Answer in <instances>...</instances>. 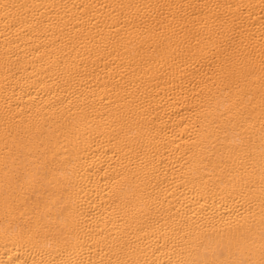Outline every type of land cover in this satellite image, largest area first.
<instances>
[{
  "label": "bare ground",
  "instance_id": "bare-ground-1",
  "mask_svg": "<svg viewBox=\"0 0 264 264\" xmlns=\"http://www.w3.org/2000/svg\"><path fill=\"white\" fill-rule=\"evenodd\" d=\"M0 264H264V0H0Z\"/></svg>",
  "mask_w": 264,
  "mask_h": 264
}]
</instances>
